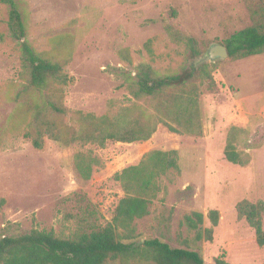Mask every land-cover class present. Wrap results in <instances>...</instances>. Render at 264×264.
<instances>
[{
  "label": "rangeland",
  "instance_id": "obj_1",
  "mask_svg": "<svg viewBox=\"0 0 264 264\" xmlns=\"http://www.w3.org/2000/svg\"><path fill=\"white\" fill-rule=\"evenodd\" d=\"M24 1L28 40L39 53L58 58L71 78L63 99L69 110L104 114L109 100L127 94L112 70L142 63L165 73L184 66L198 71L202 63H212L214 84L202 85L201 136L177 135L160 126L145 142L109 144L97 151L103 166L84 181L73 166L78 148L44 138L42 149H36L22 136L33 104L27 98L20 109L16 102L23 82L20 53L8 35L7 8L0 3V198L6 201L0 236L38 229L70 237L84 219L104 225L124 197L113 175L137 165L147 152L176 150L180 174L169 176L167 194L152 201L147 217L135 221L138 239L164 234V242L197 251L206 263L224 253L232 264H264V247L235 210L241 200L264 202V54L204 61L211 46L253 24V11L264 0ZM169 25L194 39L200 54L192 56L184 44L173 42ZM233 126L245 131L235 145L250 155L246 167L224 157ZM209 210L220 213L212 242L197 241L194 231L179 225L184 214L197 211L208 228Z\"/></svg>",
  "mask_w": 264,
  "mask_h": 264
},
{
  "label": "trees",
  "instance_id": "obj_2",
  "mask_svg": "<svg viewBox=\"0 0 264 264\" xmlns=\"http://www.w3.org/2000/svg\"><path fill=\"white\" fill-rule=\"evenodd\" d=\"M0 3L7 8L8 35L20 53L23 82L16 102L20 109H25L27 98L33 104L27 109L30 120L22 136L36 149H42L44 138L62 147L78 148L73 155V166L82 180L88 181L103 166L97 151L109 144L145 142L160 126L177 135H202L199 101L204 81L210 86L214 84V64L202 63L198 71L184 66L167 73L147 63L128 71L113 69L123 80L122 88L127 93L124 98L109 100L107 111L100 116L69 110L63 99L71 78L58 58L39 53L28 40L25 1L0 0ZM253 17L252 25L235 31L221 43L227 49L228 59L236 61L264 54V1L253 11ZM166 32L173 42L184 44L192 56L200 54L194 39L170 25L166 26ZM146 48L151 52L149 43ZM120 56L133 66L129 57ZM195 78L200 82H195ZM244 133L241 128L230 127L224 149L225 160L240 167L250 163V155L235 145L237 135ZM179 174L176 150L145 153L137 165L113 175L121 184L124 197L114 208L109 222L99 225L84 219L70 237L38 229L0 236V264H232L224 253L214 258L213 263H206L197 251L164 242V234L159 238L138 239L135 221L150 214L152 201L160 194H167V183H172L169 176ZM5 203L0 198V214ZM235 210L237 218L254 231L257 245L264 247V202L241 200ZM206 218L210 226L203 228L205 216L192 211L183 215L179 225L194 231L197 241L212 242L220 213L209 210Z\"/></svg>",
  "mask_w": 264,
  "mask_h": 264
},
{
  "label": "water",
  "instance_id": "obj_3",
  "mask_svg": "<svg viewBox=\"0 0 264 264\" xmlns=\"http://www.w3.org/2000/svg\"><path fill=\"white\" fill-rule=\"evenodd\" d=\"M228 59V52L224 45L222 44H215L211 46L206 56L204 57V61L207 62H215L217 60H226Z\"/></svg>",
  "mask_w": 264,
  "mask_h": 264
}]
</instances>
